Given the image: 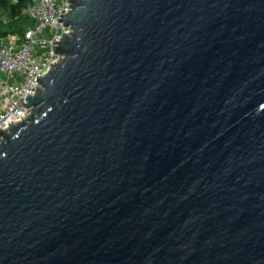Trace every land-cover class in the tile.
<instances>
[{
	"label": "water",
	"instance_id": "water-1",
	"mask_svg": "<svg viewBox=\"0 0 264 264\" xmlns=\"http://www.w3.org/2000/svg\"><path fill=\"white\" fill-rule=\"evenodd\" d=\"M70 3L0 130V264H264V0Z\"/></svg>",
	"mask_w": 264,
	"mask_h": 264
},
{
	"label": "built area",
	"instance_id": "built-area-1",
	"mask_svg": "<svg viewBox=\"0 0 264 264\" xmlns=\"http://www.w3.org/2000/svg\"><path fill=\"white\" fill-rule=\"evenodd\" d=\"M70 11V0H29L22 15L33 25L23 36L0 38V130L27 118V98L40 88L38 78L60 59L54 52L55 42L68 29L59 19Z\"/></svg>",
	"mask_w": 264,
	"mask_h": 264
},
{
	"label": "trees",
	"instance_id": "trees-1",
	"mask_svg": "<svg viewBox=\"0 0 264 264\" xmlns=\"http://www.w3.org/2000/svg\"><path fill=\"white\" fill-rule=\"evenodd\" d=\"M29 0H0V9L8 13L9 21L4 24L0 22V35L1 36H11L15 33L20 36L24 35V32L28 28H22V24L25 21L33 22L26 16L22 15L23 8L28 4Z\"/></svg>",
	"mask_w": 264,
	"mask_h": 264
},
{
	"label": "rangeland",
	"instance_id": "rangeland-1",
	"mask_svg": "<svg viewBox=\"0 0 264 264\" xmlns=\"http://www.w3.org/2000/svg\"><path fill=\"white\" fill-rule=\"evenodd\" d=\"M9 17H10V16L8 15V13H7L6 11L0 9V22H2V23H4V24L8 23V21L10 20ZM30 24H31V22H29V21H25V22L22 24V28H23V29H24V28H27V27L30 26ZM15 34H17V33H15ZM1 37H6V36H1V35H0V38H1Z\"/></svg>",
	"mask_w": 264,
	"mask_h": 264
}]
</instances>
